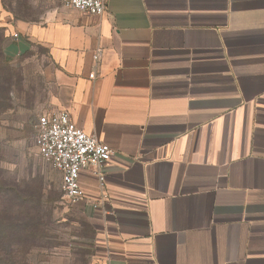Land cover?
Wrapping results in <instances>:
<instances>
[{"label": "crops", "instance_id": "1", "mask_svg": "<svg viewBox=\"0 0 264 264\" xmlns=\"http://www.w3.org/2000/svg\"><path fill=\"white\" fill-rule=\"evenodd\" d=\"M9 26L7 55L45 50L54 112L114 152L72 204L94 264H264V0H56Z\"/></svg>", "mask_w": 264, "mask_h": 264}, {"label": "rangeland", "instance_id": "2", "mask_svg": "<svg viewBox=\"0 0 264 264\" xmlns=\"http://www.w3.org/2000/svg\"><path fill=\"white\" fill-rule=\"evenodd\" d=\"M55 1L0 0L2 61L11 70L9 90H0V234L21 264H94L93 231L34 145L38 117L54 112L58 99L53 66L39 46L5 52L15 39L10 20L37 22Z\"/></svg>", "mask_w": 264, "mask_h": 264}, {"label": "built area", "instance_id": "3", "mask_svg": "<svg viewBox=\"0 0 264 264\" xmlns=\"http://www.w3.org/2000/svg\"><path fill=\"white\" fill-rule=\"evenodd\" d=\"M108 0H60L63 8L93 15L107 9ZM14 38L17 35L14 34ZM98 54L93 57L97 62ZM94 75H91V78ZM35 148L38 155L60 176V190L71 204L85 202L79 186V172L90 168L97 172L99 182H104L101 168L114 155L112 149L102 144L95 135L86 134L77 127L66 112L56 111L40 115L36 122ZM96 207L95 204H93Z\"/></svg>", "mask_w": 264, "mask_h": 264}, {"label": "trees", "instance_id": "4", "mask_svg": "<svg viewBox=\"0 0 264 264\" xmlns=\"http://www.w3.org/2000/svg\"><path fill=\"white\" fill-rule=\"evenodd\" d=\"M15 4L18 5L16 2ZM11 13L18 16V10L11 9ZM1 40H2V34L0 30V90L1 91H7L9 90V74L11 73V70L6 66V64L2 61L3 53L1 48ZM7 80V82H6ZM18 200V199H17ZM8 236L6 234H0V264H21V259L15 258V250L10 243L7 242Z\"/></svg>", "mask_w": 264, "mask_h": 264}]
</instances>
